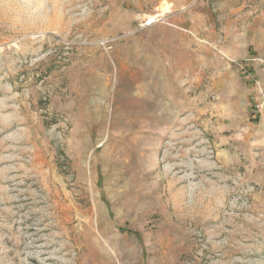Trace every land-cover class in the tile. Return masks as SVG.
Here are the masks:
<instances>
[{"label": "rangeland", "instance_id": "1", "mask_svg": "<svg viewBox=\"0 0 264 264\" xmlns=\"http://www.w3.org/2000/svg\"><path fill=\"white\" fill-rule=\"evenodd\" d=\"M245 55L264 0H0V264H264Z\"/></svg>", "mask_w": 264, "mask_h": 264}, {"label": "crops", "instance_id": "2", "mask_svg": "<svg viewBox=\"0 0 264 264\" xmlns=\"http://www.w3.org/2000/svg\"><path fill=\"white\" fill-rule=\"evenodd\" d=\"M245 59L246 64L249 65L251 69V73L254 75L253 81H250L246 76L245 78L248 79L246 84H241V89L243 90L242 96V106L243 109H251L253 105L260 99L261 93L264 92V59L261 58H251L242 57ZM252 80V79H251ZM244 98H247L245 102Z\"/></svg>", "mask_w": 264, "mask_h": 264}, {"label": "built area", "instance_id": "3", "mask_svg": "<svg viewBox=\"0 0 264 264\" xmlns=\"http://www.w3.org/2000/svg\"><path fill=\"white\" fill-rule=\"evenodd\" d=\"M241 67L244 68V65H241ZM244 69L247 75L250 76L251 72L246 70V68ZM253 111L260 115H264V92L261 93L260 99L253 105Z\"/></svg>", "mask_w": 264, "mask_h": 264}]
</instances>
